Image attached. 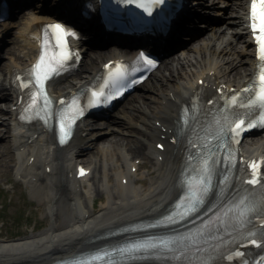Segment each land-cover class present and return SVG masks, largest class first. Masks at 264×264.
<instances>
[{
    "label": "bare ground",
    "instance_id": "obj_1",
    "mask_svg": "<svg viewBox=\"0 0 264 264\" xmlns=\"http://www.w3.org/2000/svg\"><path fill=\"white\" fill-rule=\"evenodd\" d=\"M245 3L246 0H231L220 26L211 27L196 41L185 44L164 67L151 73L152 94L144 97L153 100V105L137 99L129 109L110 116L98 131L83 123L80 133L87 131L86 135L62 148L55 145L54 133L42 124L19 122L18 110L13 107L14 70L29 65L37 54L32 35L36 25L54 17L25 12L1 23L0 38L13 32L9 41L13 45L1 52L0 63V74L5 78L0 83V95L8 102L6 108H0L1 170L7 173L11 166L20 175L30 186V193L46 206L52 222L38 233L1 240L0 264H29L79 250L91 245L99 232L167 208L180 190L177 183L185 164L184 148L166 138V149H157L154 142L160 140L162 130L155 122L160 120L172 129L178 124L182 106L194 97L209 98L220 83L243 85L252 77L256 59L244 24ZM80 43L86 50L85 64L69 77L61 76L51 83V90L57 95L84 85L105 60L122 53L116 47L92 49L84 41ZM134 111L140 112L137 120ZM151 118L154 124L150 123ZM120 125L131 128L134 138L123 135L129 132ZM94 134L100 135L97 140L93 139ZM243 146L244 155L264 153V133ZM94 149L98 151L95 153ZM158 153L164 158L159 159ZM139 157L143 161L132 171ZM79 162L93 168L90 177L75 178L73 171ZM147 163L149 170L139 171ZM152 172H156L154 176L150 175ZM125 177L127 182L123 183ZM97 195H105L98 207L94 205Z\"/></svg>",
    "mask_w": 264,
    "mask_h": 264
},
{
    "label": "snow or ice",
    "instance_id": "obj_2",
    "mask_svg": "<svg viewBox=\"0 0 264 264\" xmlns=\"http://www.w3.org/2000/svg\"><path fill=\"white\" fill-rule=\"evenodd\" d=\"M114 2L117 5H134L151 16L157 9L162 10V6L167 0H114ZM44 27L51 29V36L54 39H49L48 31L44 32L41 51L37 59L28 69H25L27 78L19 80L21 88H31V98L21 112V118L31 119L35 115L47 124L48 117L56 115L60 128V142L64 143L71 135L70 129L76 120L84 115V107L80 104L77 96L73 95L70 100L60 97V104L54 108L53 98L49 95L46 85L53 76L65 69L68 61L73 59L74 50L69 44L68 37L72 36L78 39L79 34L59 22L47 24ZM251 27L258 45L256 55L259 58V83L257 85L255 81H251L245 89L233 90V94L226 98L223 108L215 110L216 115L203 135L197 136L195 142L189 141L196 154L193 155L189 152L187 155V160L190 163L182 173L184 194L176 202L175 210L167 216L161 217L158 223H171L176 219H184L190 213H196L214 190L213 175L216 166L221 163V158L217 157L213 148L225 149L222 160L231 166L236 157L232 155L231 145L225 143L229 136L232 141L239 143L237 138L245 127L251 128L255 124L264 125V0H251ZM75 51L77 53L75 58L79 59L78 50ZM140 57L147 62V65L155 66L156 60L149 55L141 52ZM105 67L108 68L109 65H105ZM127 77L125 66L117 62L115 69L108 73V79L105 80L104 85L99 90L95 88L92 90L88 106L110 101L112 96L104 89L113 85L119 88L115 94L120 95L124 90L121 85L128 83ZM243 93L248 94L243 97L245 103H242L240 99ZM193 100L190 108L193 112L199 111L196 98L194 97ZM206 103L211 105L213 100H207ZM237 108H245L247 112L251 113L258 111L259 116L255 120L246 121ZM25 113L30 114L25 115ZM182 120L185 126L189 124L188 108L184 109ZM172 139L177 140L178 137L174 135ZM213 141L218 143L213 145ZM248 163L253 171L247 175V183L257 186L264 185V175L259 172L261 164H264V158ZM85 171L81 167L80 174L83 175ZM241 171L243 172V169ZM228 179L229 177L225 175L220 181L221 185L226 184ZM223 191L222 187L220 193L222 194ZM216 207L217 205L213 204L209 212H212V209ZM253 221L258 222L261 226L259 231L253 227ZM226 233L228 234L227 240L224 238ZM234 234H238L246 244L264 249V189L261 190L259 196L249 194L245 190L242 194L229 200L218 211L213 212L211 216L206 217L198 227L184 233L172 232L163 236H145L142 239L127 241L107 250H96L89 254L84 261L77 259L62 262V264H88L89 261H99V264H114L112 256L128 259L142 254L156 255L158 253L170 256L178 264H218L219 259H227L235 264V258H239V264H249L244 259L245 253L235 246L236 236ZM226 245H232V247ZM256 259L264 264V252Z\"/></svg>",
    "mask_w": 264,
    "mask_h": 264
},
{
    "label": "rangeland",
    "instance_id": "obj_3",
    "mask_svg": "<svg viewBox=\"0 0 264 264\" xmlns=\"http://www.w3.org/2000/svg\"><path fill=\"white\" fill-rule=\"evenodd\" d=\"M83 63L85 64V60ZM151 79L152 77L139 85L137 92L130 96L120 108H127L130 102L139 98L147 100L144 95L150 93L148 89L151 88ZM1 142L3 140H0ZM97 151L95 149V153ZM7 169L8 172L6 173L1 170L0 166V217L5 221L0 222V235L3 238L23 237L32 234L34 230H43L52 222L46 206L30 194L29 188L18 180L11 166ZM143 170L147 171L148 169L144 168Z\"/></svg>",
    "mask_w": 264,
    "mask_h": 264
}]
</instances>
